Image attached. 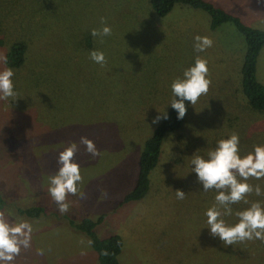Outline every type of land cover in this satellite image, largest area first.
I'll return each instance as SVG.
<instances>
[{"label": "rangeland", "instance_id": "obj_1", "mask_svg": "<svg viewBox=\"0 0 264 264\" xmlns=\"http://www.w3.org/2000/svg\"><path fill=\"white\" fill-rule=\"evenodd\" d=\"M206 1L264 30V0ZM101 17L112 29L104 43L91 35L102 26ZM211 22L206 12L187 6L160 18L150 0H0V71L10 45L22 40L29 45V67L36 70L45 51L48 68L65 75L58 76L64 82L56 93L41 97L34 86H16L14 73L16 100H0L3 213L13 226L27 222L32 227L30 247H22L11 264H99L89 238L69 222L100 216L105 218L97 235L117 234L123 240L121 264H264V242L224 247L210 235L205 213L216 205L217 192L203 191L191 172L198 149L196 155L207 159L208 150L234 132L240 137L241 157L264 145V115L246 105L241 89L245 38L233 23L213 30ZM197 35L210 37L213 46L197 53ZM92 50L104 52L105 66L89 58ZM197 56L208 62L211 85L196 105L185 101L186 134L169 136L164 143L161 161L172 168L159 173L143 201L122 206L135 185L143 145L162 119L152 121L158 111L171 108V84L183 78ZM257 77L264 85V49ZM52 86L41 88L51 91ZM81 136L95 143L98 156L91 157L79 144ZM73 142L82 176L77 187L84 198L69 195L70 210L62 214L48 188L59 167V152ZM247 183L264 192V179ZM177 189L185 192L183 200L177 199ZM246 199L248 203L231 205L232 214L221 217L227 225L236 224V213L252 202L264 207V195L253 192ZM33 207L45 209L41 218L19 213ZM244 243L248 249L240 246Z\"/></svg>", "mask_w": 264, "mask_h": 264}, {"label": "clouds", "instance_id": "obj_2", "mask_svg": "<svg viewBox=\"0 0 264 264\" xmlns=\"http://www.w3.org/2000/svg\"><path fill=\"white\" fill-rule=\"evenodd\" d=\"M100 23L102 26L93 28L91 35L99 38L100 43H104V37L111 36L112 29L107 25L105 18L101 17ZM194 40L193 48L197 53L213 46V40L207 36L197 35ZM89 58L101 67L107 64L106 56L102 51L92 50ZM207 63L206 59L197 56L194 65L184 70L183 78H177L172 82L173 99L170 105L177 111V119H183L186 115L185 101H189L194 106L202 95H207L211 85ZM13 76L14 72L11 68L0 71V100H16ZM158 113L152 121L153 124L169 118L165 110ZM79 144L85 146V151L91 157L99 155L95 143L86 136L80 137ZM239 144L240 137L234 132L229 138L218 140L216 147L208 150L207 159L196 155L198 149L190 161L194 166L191 172L196 173L197 182L203 186V191L217 192L215 201L219 208L214 205L207 209L205 215L210 235L218 237L224 247L251 240L264 242V207L260 202H252L247 209L238 211L236 213L238 222L232 226L227 225L221 218L232 214L231 205L239 204L241 201L248 203L246 197L253 192L257 196L264 195L259 185L253 186L247 183L250 178L264 179V145L255 146L252 153L241 157ZM77 152L78 144L75 142L60 151L57 156L58 170L50 178L48 193L62 214L70 210V204L67 202L69 195H79L80 198H84L83 192L77 187L82 181L80 165L75 161ZM175 192L177 199L185 198L183 190L177 189ZM220 208L223 212L219 210ZM31 231L32 227L29 223L21 222L13 226L4 213L0 212V264H11L20 254L22 247L25 249L30 247ZM87 243L90 246L93 242L89 240ZM102 254L108 255L106 251Z\"/></svg>", "mask_w": 264, "mask_h": 264}, {"label": "trees", "instance_id": "obj_3", "mask_svg": "<svg viewBox=\"0 0 264 264\" xmlns=\"http://www.w3.org/2000/svg\"><path fill=\"white\" fill-rule=\"evenodd\" d=\"M151 8L160 18L168 16L177 6H187L196 10H202L211 17V28L217 29L225 23H233L238 31L245 38L246 52L241 68V89L243 99L248 107L258 115H264V85L259 81L258 60L262 50L264 49V30L247 26L240 17L235 16L220 6H216L206 0H150ZM51 45H45V48ZM42 51V50H40ZM29 45L27 42L17 40L8 48L7 54L3 61V70L11 68L16 75V86H29L38 88L40 96H48L56 93V86L63 85L64 80L60 83L58 76L65 79V75L60 71L50 70L45 51H42L38 60L36 70L28 66L29 61ZM40 66H44L45 70H40ZM25 76V78H24ZM28 76V77H27ZM53 85L51 91L49 89L42 90L47 86ZM45 96V97H46ZM44 97V98H45ZM186 106V105H185ZM187 108V106H186ZM168 119H162L159 125L155 128L152 136L146 140L143 149L138 158V173L133 189L124 197L121 205L129 203H139L143 201L151 191V186L156 178H160L164 172H169L170 168L167 164L161 161L163 154L164 143L169 136H184L186 134L188 122V110L183 119H177V111L172 107L167 111ZM225 129L227 125L223 124ZM229 127L233 128V125ZM236 129L237 126H234ZM228 131L232 129L227 128ZM186 151H189L187 148ZM6 202L0 193V212H4ZM43 207H33L21 210L23 216L32 219H39L44 214ZM67 218V217H66ZM105 216H100L96 221L92 219H83L79 222L70 221L69 224L77 232L86 235L93 243L92 248L96 252L99 264H121L120 255L123 251V240L117 234H111L107 238H100L95 229L101 224ZM262 243V242H261ZM244 249L249 248V244L242 245ZM264 250V245L260 246ZM261 252H264V251ZM108 255H103V252Z\"/></svg>", "mask_w": 264, "mask_h": 264}]
</instances>
